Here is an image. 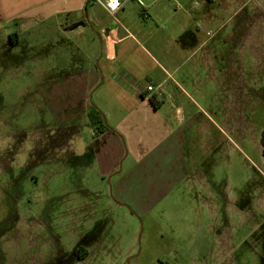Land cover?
Returning a JSON list of instances; mask_svg holds the SVG:
<instances>
[{"label":"crops","instance_id":"obj_1","mask_svg":"<svg viewBox=\"0 0 264 264\" xmlns=\"http://www.w3.org/2000/svg\"><path fill=\"white\" fill-rule=\"evenodd\" d=\"M98 1L0 0V68L32 76L24 88L35 89L64 127L52 141L55 160L64 138L73 147L81 126L90 129L78 159L80 200L92 194L99 202L110 178L119 203L148 213L167 206L197 169L195 139L205 141L203 154L210 148V127L196 123L194 130L196 118L184 110L185 99L196 103L187 88L216 81L234 93L238 58L263 69L264 0H130L114 17ZM146 82L162 86L157 106L139 89ZM91 95L109 127L97 134ZM68 247L73 259H81V247L107 257L81 240Z\"/></svg>","mask_w":264,"mask_h":264},{"label":"rangeland","instance_id":"obj_2","mask_svg":"<svg viewBox=\"0 0 264 264\" xmlns=\"http://www.w3.org/2000/svg\"><path fill=\"white\" fill-rule=\"evenodd\" d=\"M255 63L237 59L234 93L216 81L187 88L197 104L185 99L184 110L194 130L210 127V148L203 154L205 141L195 139L197 169L167 206L142 214L117 201L110 178L99 202L92 194L80 200L78 159L90 129L81 126L73 147L64 138L55 160L62 124L24 88L32 76L0 68V264H264V67ZM73 239L107 257L81 247L73 259Z\"/></svg>","mask_w":264,"mask_h":264},{"label":"built area","instance_id":"obj_3","mask_svg":"<svg viewBox=\"0 0 264 264\" xmlns=\"http://www.w3.org/2000/svg\"><path fill=\"white\" fill-rule=\"evenodd\" d=\"M130 0H99L98 2L109 12L113 17L116 13L124 7V5ZM142 5L141 0H137ZM140 91L143 90L152 94L155 101L158 102L163 99V89L161 85H154L152 82H146L140 85Z\"/></svg>","mask_w":264,"mask_h":264},{"label":"trees","instance_id":"obj_4","mask_svg":"<svg viewBox=\"0 0 264 264\" xmlns=\"http://www.w3.org/2000/svg\"><path fill=\"white\" fill-rule=\"evenodd\" d=\"M152 104L154 106H157L158 103L155 101L154 97H151ZM88 117L93 125H95V133H100L106 129H109V127L105 123L103 112L97 108L95 105H91Z\"/></svg>","mask_w":264,"mask_h":264}]
</instances>
